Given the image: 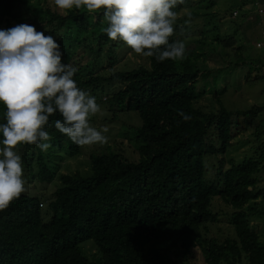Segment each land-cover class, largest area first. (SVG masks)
<instances>
[{
    "label": "trees",
    "instance_id": "1",
    "mask_svg": "<svg viewBox=\"0 0 264 264\" xmlns=\"http://www.w3.org/2000/svg\"><path fill=\"white\" fill-rule=\"evenodd\" d=\"M199 3L186 0L175 9L191 8L186 37L179 27L170 37H185L182 61L144 57L121 69L119 62L134 51L109 39L102 14L93 22L86 10L62 12L54 0H0V30L29 24L52 35L64 53L62 62L78 69L79 88L89 90L98 104L137 110L142 119L131 138L140 153L137 162L121 144L107 143L90 147L86 168L62 172L85 146L55 128L62 119L58 111L45 127L53 137L47 153L35 145L19 146L28 190L0 211V264H193L195 248L205 264H264L262 233L255 223L264 216V104L236 111L221 105L217 113L195 105L209 92L207 77L215 80L222 73L205 68L206 48L221 44L218 26L211 34L197 37L194 30L191 35L194 21L208 19ZM243 3L241 12L249 20L250 3ZM254 4L264 11V0ZM5 110L0 103V123ZM181 112L190 119L185 121ZM241 117L243 128L237 121ZM255 122L249 139H237ZM235 139L236 148L253 143L240 162L226 157ZM207 156L218 158L213 179L207 175ZM217 198L227 207L216 209ZM221 216L235 235L223 240L203 235Z\"/></svg>",
    "mask_w": 264,
    "mask_h": 264
},
{
    "label": "clouds",
    "instance_id": "2",
    "mask_svg": "<svg viewBox=\"0 0 264 264\" xmlns=\"http://www.w3.org/2000/svg\"><path fill=\"white\" fill-rule=\"evenodd\" d=\"M54 4L62 12L86 10L93 22L96 14H102L107 24L103 32L109 39L123 41L140 56L155 57L157 62L185 58V42L170 37L177 27L183 33L184 26L191 25L190 13L183 25L177 23L180 13L175 9L186 0H54ZM207 4L214 7L216 1ZM257 9L264 14L261 7ZM237 13L232 10L231 15ZM256 45L262 48L264 41ZM63 55L57 40L33 25L0 30V103L6 108L0 123V211L28 190L19 146L35 145L47 153L53 137L45 127L57 111L62 119L55 121V128L73 143L80 147L108 143V129L90 122L101 113V105L89 90L78 87L74 79L78 69L63 63ZM207 88L213 94L220 90ZM180 115L190 119L183 112Z\"/></svg>",
    "mask_w": 264,
    "mask_h": 264
},
{
    "label": "rangeland",
    "instance_id": "3",
    "mask_svg": "<svg viewBox=\"0 0 264 264\" xmlns=\"http://www.w3.org/2000/svg\"><path fill=\"white\" fill-rule=\"evenodd\" d=\"M31 1L34 3L38 0ZM196 1H200L199 5L202 6L201 11L208 14V19L201 16L196 22L194 21V28L192 26L191 35L194 34V30L197 31V37L200 34L207 35L216 32V30H212L214 25L218 26V31L220 32L219 40L221 44L214 45L212 43L206 48L207 63L205 64V68L212 67V70L220 68L222 69V73L220 78L218 77L215 80H211L213 77H207L206 85L212 89H223L219 92L220 95L217 96L213 93L199 96L196 104L197 108L202 111L217 113L221 105L234 111L247 110L255 105H263L264 47L259 48L256 43L264 41V14H259L254 4V1L257 0H247L250 3V5H247V10L251 17L249 20L241 12L244 5L243 0H215L216 4L214 7L207 5V0ZM232 10H239L240 13H237V16L233 17L231 15ZM176 11L180 13V19L177 22L179 24L183 22L182 19L184 20L188 17L187 12L190 13L191 8L181 7ZM48 18L50 17L46 16L44 21ZM182 34L186 37L185 31ZM185 37H182V40H185ZM229 43L231 44L227 46ZM233 50H237V53L233 54ZM138 61H146V59L136 55L135 52L130 53L124 60L119 62L117 68L123 69L126 64L131 67ZM117 80L115 79L113 82ZM116 84L119 88L125 86L122 82H117ZM109 89L115 90L112 88ZM217 97L220 98V101ZM100 105L102 108L101 113L92 117L93 119L90 122L98 129L107 128L108 132L106 135L108 136V143L115 146L121 144L125 148L124 154L137 162L140 159V153L137 152L136 146H132L131 143L134 140L131 138L134 136L135 127L142 122L139 112L137 110H122L117 105ZM237 121L240 123V128L245 127L243 117ZM256 124L257 122L253 126L247 127L241 134L237 133L242 136V138L238 136L237 139H249L250 133L255 129ZM237 139L234 140L236 143L235 146H231L227 152L228 159H231L233 162H240L245 158L246 154H251L250 147L253 144L250 143L247 146L236 148L239 144V140ZM96 146L101 145L85 146V152L78 159L69 160L68 165L63 164L61 171L68 173L78 168H86L83 162L88 158V152L91 149L100 148ZM205 160L209 169L207 175L213 179L215 175L214 164L217 163L218 158L207 156ZM228 166H230V162L226 163V167ZM260 185H264V173L261 176ZM218 207L226 208L227 205H224L217 198L215 200V208L218 209ZM255 223L258 225L256 229L262 233L261 240L264 243V216L256 218ZM202 233L203 235L218 237L221 240L227 236L235 235L233 227L224 216H221L220 221L208 224V228L203 229ZM195 250L196 253L194 258H192V263L205 264L200 250L198 248H195Z\"/></svg>",
    "mask_w": 264,
    "mask_h": 264
}]
</instances>
